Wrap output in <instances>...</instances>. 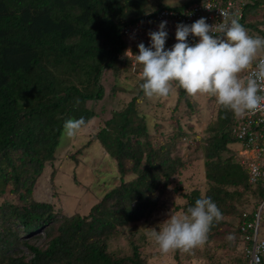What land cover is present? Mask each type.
<instances>
[{
    "label": "trees",
    "instance_id": "1",
    "mask_svg": "<svg viewBox=\"0 0 264 264\" xmlns=\"http://www.w3.org/2000/svg\"><path fill=\"white\" fill-rule=\"evenodd\" d=\"M161 1L0 0V194L11 186L21 202H0V264H146L136 241L131 240L132 254L123 256L109 250V241L119 227L160 208L173 178L188 167L177 150L188 133L177 128L157 143L136 103L140 87L123 109L112 111L97 136L117 164L119 184L86 215L64 214L32 193L46 164L56 159L64 122L83 118L87 125L105 114L95 106L105 98L104 75L112 71L118 79L134 66L132 58H121L128 45L125 29L198 0L149 11ZM242 21L264 35V0H249ZM172 39L168 36L166 47ZM235 124L234 113L217 105L203 145L208 188L204 195L199 189L186 194L183 209L210 197L222 218L212 223L206 241L226 234L224 245L238 252L233 264H242L240 224L247 208L241 206L255 199L253 216L263 205L264 229V183H251L240 158L225 155L241 148ZM43 236L46 244L34 241Z\"/></svg>",
    "mask_w": 264,
    "mask_h": 264
},
{
    "label": "rangeland",
    "instance_id": "2",
    "mask_svg": "<svg viewBox=\"0 0 264 264\" xmlns=\"http://www.w3.org/2000/svg\"><path fill=\"white\" fill-rule=\"evenodd\" d=\"M187 0H162L160 4H152L149 11H154L160 5L180 6ZM253 37H261L259 31L246 29ZM149 31L154 28L144 29L139 27V36L125 35L128 42L126 50L133 59L131 68L122 72L118 79L112 71L106 72L103 83L106 85L105 98L96 102L97 109H104L105 114L93 118L83 126L73 138H61L57 148L56 159L47 163L42 174L34 185L32 196L36 200L51 202L56 210L64 214L79 213L86 215L93 205L98 203L104 193L114 185L119 184L120 178L115 160L102 146L98 133L106 125V119L111 117L113 110L123 109L138 94L140 66L135 63L134 54L138 53V44L149 45ZM171 48L176 39L168 40ZM264 52H261L263 54ZM255 62V61H254ZM247 71V70H246ZM240 74L244 79L245 73ZM118 90H113L115 84ZM136 88V90H135ZM181 87L174 83L167 97L148 98L144 95L137 99L138 109L146 114L149 131L157 143L165 142L177 128H183L188 136H182V143L177 148L188 167L177 174L164 194V202L160 208L145 218L129 226L119 227L118 232L109 241V250L117 255H131L133 248L131 240L141 245L142 257L146 264H233V257L238 252L230 250L227 246V235H220L216 240L185 252L181 250L162 254L150 237L153 231L162 229L172 215H182L186 212L183 206L187 203L186 194L194 189H199L204 195L208 188L205 161L203 159V145L209 135V125L215 118L217 103L214 97L208 95L190 96L181 95ZM241 148L226 153L236 154L239 160ZM11 186L5 193L0 194V202L7 199L21 203L19 195L10 192ZM242 205L250 211L253 202ZM233 217H229L232 220ZM264 224V222H263ZM37 244L44 245L47 238L44 236L34 240ZM33 241V242H34ZM213 255V256H212Z\"/></svg>",
    "mask_w": 264,
    "mask_h": 264
},
{
    "label": "clouds",
    "instance_id": "3",
    "mask_svg": "<svg viewBox=\"0 0 264 264\" xmlns=\"http://www.w3.org/2000/svg\"><path fill=\"white\" fill-rule=\"evenodd\" d=\"M220 15L227 16V13ZM166 25L167 21H161L156 31H149V45L141 42L138 53H133L135 63L140 66L139 87L146 97H167L176 83L190 96L214 97L218 106L237 117L264 111V94H261L264 93L261 87L264 57L258 60L246 80L240 78L264 52V38L250 36L237 19L214 25L201 17L191 24L178 23L176 43L166 48L169 35ZM190 35L198 38L197 42L190 44ZM129 53L126 50L121 58L131 59ZM84 125L83 118L66 120L62 139L75 137ZM221 218V211L210 197L198 198L185 214L172 215L150 237L162 254L176 250L188 252L204 244L210 226Z\"/></svg>",
    "mask_w": 264,
    "mask_h": 264
},
{
    "label": "built area",
    "instance_id": "4",
    "mask_svg": "<svg viewBox=\"0 0 264 264\" xmlns=\"http://www.w3.org/2000/svg\"><path fill=\"white\" fill-rule=\"evenodd\" d=\"M249 0H198L188 6H182L175 9H163L155 17L134 26L125 29V35L138 38L139 27L145 30L158 29L161 21H167L166 30L168 36L175 39L176 25L178 23L191 24L201 17L206 18L209 24H220L229 19H237L239 23L246 14V5ZM205 6L211 7V9ZM220 13H227V16H221ZM152 26H145L146 24ZM245 29L248 27L244 26ZM264 31V22L260 27ZM264 38V35H262ZM189 43L197 42L198 38L191 35L188 38ZM150 43V40L148 41ZM264 57L260 54L257 61L245 73L244 79L255 70V64ZM264 87V85H261ZM264 94V93H261ZM236 117V124L233 128L234 133L241 143L240 162L246 166L250 173L251 183H264V111L255 113H245L243 116ZM241 238L244 243L242 264H264V234L262 232V207H260L253 216L250 211H243L240 224Z\"/></svg>",
    "mask_w": 264,
    "mask_h": 264
}]
</instances>
